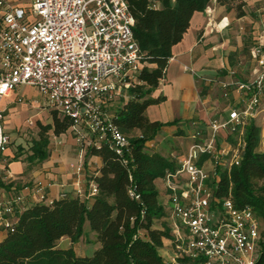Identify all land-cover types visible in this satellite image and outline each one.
<instances>
[{"label": "built area", "instance_id": "2783aa9c", "mask_svg": "<svg viewBox=\"0 0 264 264\" xmlns=\"http://www.w3.org/2000/svg\"><path fill=\"white\" fill-rule=\"evenodd\" d=\"M133 23L127 0H0V100L31 85L71 118L74 128L85 127L95 143L106 141L121 154L128 139L102 102L120 94L143 65ZM251 56L264 65L261 44L252 47ZM238 87L247 93L243 107L232 109L223 122L210 121L205 140L192 142L179 167L166 175L172 235L168 261L174 264H255L261 235L251 208H235L230 199L213 200L207 185L223 156L214 144L220 128L239 133L225 161L240 159L241 127L264 99V70ZM2 117L0 108V153L6 144ZM201 155L211 160L212 172L198 163ZM75 169L80 171L82 163ZM181 173L186 180L180 185L173 178ZM88 187L90 195L97 191L93 181ZM33 192L39 202L46 199L42 185H35ZM21 203L23 196L15 194L0 204V231L12 229Z\"/></svg>", "mask_w": 264, "mask_h": 264}, {"label": "trees", "instance_id": "16d2710c", "mask_svg": "<svg viewBox=\"0 0 264 264\" xmlns=\"http://www.w3.org/2000/svg\"><path fill=\"white\" fill-rule=\"evenodd\" d=\"M209 1L127 0L143 60H155L161 66L170 54V46L186 32L193 13L203 11ZM216 1L233 6L238 16L244 14L243 0ZM160 75V69L142 66L126 89L128 99L110 114L111 121L128 139L121 154H116L106 141L86 145L85 156L95 155L101 161L97 175L92 177L97 191L90 195L91 203H87V194L76 193L15 209L12 229L4 231L0 240V264H174L158 253L163 239L172 235L166 221L160 228L155 226L156 220L166 216L155 180L174 172L177 165L145 145L163 125L150 121L145 113L147 106L155 102L149 93ZM36 124L37 137L26 156L29 162L46 159L50 132H65L73 120L54 109L50 123ZM241 129L244 145L240 159L228 164L220 157L209 182L211 198L230 199L239 209L250 207L259 227H264V135L253 118H248ZM134 131L139 135L135 136ZM238 137V132H230L227 140L236 145ZM85 222L98 243L91 255H77L72 247L57 245L62 237L71 242L78 240ZM260 235L255 264H264V228Z\"/></svg>", "mask_w": 264, "mask_h": 264}, {"label": "crops", "instance_id": "0c3cea01", "mask_svg": "<svg viewBox=\"0 0 264 264\" xmlns=\"http://www.w3.org/2000/svg\"><path fill=\"white\" fill-rule=\"evenodd\" d=\"M243 2L244 14L238 16L233 6L226 7L216 0H210L203 11L193 13L186 32L179 41L170 46V54L161 66L155 60H143V66L148 70H161L157 83L149 93V97L155 99V102L147 106L145 113L150 121L163 123L145 145L149 151L173 159L177 168L188 146L192 142L205 140L210 131V121L223 122L232 109L240 110L243 107L247 93L240 89L238 84L246 83L241 79V68L245 65L246 55L248 60L252 61L250 70L254 77L264 70V65H258L251 56V49L256 44H261L264 52V0ZM253 3H256L257 7L249 9ZM247 36L252 38L253 44L250 49L243 50ZM239 66L241 68H238ZM135 78L136 75L130 79L128 85L122 86L120 94L102 102L104 111L112 114L128 99L126 89ZM17 89L7 92L1 100L8 98V103L13 101L17 96V93H14ZM7 104L0 106L2 115ZM250 118L261 126L264 135L263 98L260 99L256 115ZM2 129L4 132L3 117ZM133 134L138 136L139 132L134 131ZM229 134L227 129L220 128L215 137L216 149L223 151L222 161L230 156L232 144L227 140ZM90 143L95 141L87 129L83 126L74 128L72 125L58 135L50 132L49 154L40 162L14 158L13 154L5 149L0 153V158L3 157L0 159V204L15 194L23 196V203L17 205L16 209L39 203L33 192V187L38 184L45 189L44 203L64 195L73 197L78 191H81L82 195L87 194V203H91L92 198L87 192L88 185L93 180L92 177L97 175L101 161L95 155L85 156V147ZM78 163H82L80 171L75 169ZM198 163L208 172H212L213 165L207 155H201ZM166 175L155 180L157 197L166 215L156 220L157 228L161 227L162 221L171 226ZM212 178L211 175L207 180L209 188ZM173 180L181 185L186 180V174L175 175ZM89 234L94 243H97L94 232L90 231ZM4 236V231H0V240ZM63 239L71 242L68 237H62L60 240ZM158 253L168 260L172 254L170 238L163 239Z\"/></svg>", "mask_w": 264, "mask_h": 264}, {"label": "rangeland", "instance_id": "374dc122", "mask_svg": "<svg viewBox=\"0 0 264 264\" xmlns=\"http://www.w3.org/2000/svg\"><path fill=\"white\" fill-rule=\"evenodd\" d=\"M253 7H257L256 3H253L249 9H253ZM250 36L252 37V34ZM250 36H247L245 38L246 41H244L248 49L253 44ZM245 59L244 67L241 68L244 63L242 61L243 63L238 68L242 69L241 79H244L245 82H250L254 78V73L250 70L252 61L248 60L247 55ZM14 93H17V96L13 98V101L8 103L7 101L10 100L8 98L0 101V106H5L8 103L3 111L4 135L6 136L5 149L10 151L15 158L26 160V156L30 153L31 143L37 137L36 132L38 127L36 123H50L51 112L55 108L47 103L32 86H22ZM19 97L20 101L17 100ZM0 159H3V157ZM226 163L228 162L226 161ZM85 223L81 238L74 242H69L66 239L60 240L59 246L71 245L77 255H91L98 247V243H94L93 237L89 234L91 230L88 222ZM259 228L261 232L264 227L260 224Z\"/></svg>", "mask_w": 264, "mask_h": 264}]
</instances>
